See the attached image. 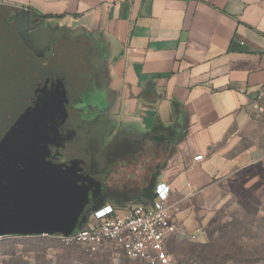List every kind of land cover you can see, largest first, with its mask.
Returning a JSON list of instances; mask_svg holds the SVG:
<instances>
[{"label": "crops", "instance_id": "0c3cea01", "mask_svg": "<svg viewBox=\"0 0 264 264\" xmlns=\"http://www.w3.org/2000/svg\"><path fill=\"white\" fill-rule=\"evenodd\" d=\"M0 53L58 86H85L99 117L83 145L97 143L99 173L113 149L140 151L145 164L118 181L129 172L141 186L153 169L172 202L184 184L194 194L233 171L225 148L264 83V0H0ZM111 200L98 207L125 204Z\"/></svg>", "mask_w": 264, "mask_h": 264}, {"label": "water", "instance_id": "95a60500", "mask_svg": "<svg viewBox=\"0 0 264 264\" xmlns=\"http://www.w3.org/2000/svg\"><path fill=\"white\" fill-rule=\"evenodd\" d=\"M8 59L14 62L1 71L0 86H14L9 98L17 118L7 116L6 130L0 131L4 133L0 136V236L68 235L80 228L77 223L87 191L73 184L70 173L46 162L41 151L54 126L50 111L59 106L53 102L56 93L51 87L56 81L47 69L37 73L31 67L28 73L21 61ZM16 74L20 77L15 83Z\"/></svg>", "mask_w": 264, "mask_h": 264}, {"label": "rangeland", "instance_id": "374dc122", "mask_svg": "<svg viewBox=\"0 0 264 264\" xmlns=\"http://www.w3.org/2000/svg\"><path fill=\"white\" fill-rule=\"evenodd\" d=\"M8 61L1 59L4 66ZM16 75L15 83L20 77ZM225 150L227 157L235 160L233 171L221 173L209 186L191 196L184 197L182 191L176 193L172 198L174 217L188 232L202 229L192 242L206 241L207 230L214 226L236 223L229 227L246 234L244 244L253 250L256 259L264 251V106L259 104L258 109L251 111L250 122L231 136ZM122 173H115L111 180H120ZM142 198L146 200L137 202L148 203L153 193L142 194ZM93 209L86 215L80 213L77 223L80 227L90 223ZM124 258L111 245L88 254L81 245L64 244L55 234L0 236V264H122ZM174 258L170 254V260Z\"/></svg>", "mask_w": 264, "mask_h": 264}, {"label": "flooded vegetation", "instance_id": "af4514ba", "mask_svg": "<svg viewBox=\"0 0 264 264\" xmlns=\"http://www.w3.org/2000/svg\"><path fill=\"white\" fill-rule=\"evenodd\" d=\"M37 18L39 17L37 16ZM34 20L35 17H31L30 23L32 24ZM2 54L0 53V55ZM4 59L9 60L7 57L2 60ZM8 62V65H12L10 61ZM0 64L2 65L0 66L1 73L8 65L4 66L1 60ZM43 65L45 64L43 63ZM54 69L56 70V68ZM54 69L52 68V70ZM34 70L37 73L39 71L35 68ZM52 77L56 79L55 75H52ZM12 87L14 86H0V131L1 129L6 130L5 125H8L10 114L15 119L17 118L14 101L9 98ZM51 87L55 88L57 95H55L53 102L55 105L59 104L60 107H54V111H50V113H53L51 117L56 127L53 126L51 137L41 151L46 162L54 166H60L62 172L74 176V185L79 188H86L87 197L81 215L89 214L91 209L100 203L113 202L111 200L113 198L123 197L126 203L133 198L141 199L140 194H152L156 173L153 169L144 170L141 186H137L135 183L131 184L129 172L122 181L111 180L112 175L132 167V164L137 163L139 160L145 164V159L139 157L142 154L140 151L135 154H120L118 150L113 149L107 171L104 173H99L100 166L93 164V161H91V149L94 154H98V145L96 143L93 148L85 149L83 136L88 135L89 127H96L99 114L98 108L94 105L91 97L82 93L85 86H81L79 91H76L74 86H58L56 84V86ZM1 133L3 131L0 132V136ZM2 172L3 170L0 169V174ZM1 183L0 181V185Z\"/></svg>", "mask_w": 264, "mask_h": 264}, {"label": "built area", "instance_id": "2783aa9c", "mask_svg": "<svg viewBox=\"0 0 264 264\" xmlns=\"http://www.w3.org/2000/svg\"><path fill=\"white\" fill-rule=\"evenodd\" d=\"M264 103V83L257 89L253 107L258 109ZM196 154L194 160H201ZM191 196L189 183L184 184ZM170 186L164 182L156 183L152 204L129 201L122 206L107 203L92 213L93 222L74 229L68 235L55 234L64 244H79L87 253L99 248L113 246L123 256L139 260L144 264H169L167 245L174 237L195 240L201 228L188 232L174 217V204L170 202Z\"/></svg>", "mask_w": 264, "mask_h": 264}, {"label": "trees", "instance_id": "16d2710c", "mask_svg": "<svg viewBox=\"0 0 264 264\" xmlns=\"http://www.w3.org/2000/svg\"><path fill=\"white\" fill-rule=\"evenodd\" d=\"M236 223H226L207 230V240L192 242L174 237L167 245V253L175 256L169 264H264V251L253 259L252 249L246 248L244 232L232 229ZM217 235H214V233ZM92 254V253H88ZM144 264L139 260L124 258L122 264Z\"/></svg>", "mask_w": 264, "mask_h": 264}]
</instances>
